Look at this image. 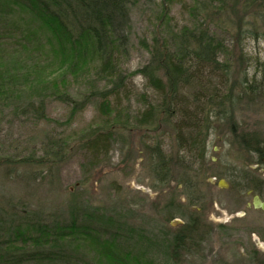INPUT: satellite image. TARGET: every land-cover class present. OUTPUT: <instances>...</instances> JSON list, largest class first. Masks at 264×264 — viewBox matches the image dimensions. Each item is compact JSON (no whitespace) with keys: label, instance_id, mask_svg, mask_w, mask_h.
Segmentation results:
<instances>
[{"label":"trees","instance_id":"trees-1","mask_svg":"<svg viewBox=\"0 0 264 264\" xmlns=\"http://www.w3.org/2000/svg\"><path fill=\"white\" fill-rule=\"evenodd\" d=\"M245 1L246 7L264 10V0ZM134 3L135 0H0V109L13 108L48 120L47 100H59L72 105L70 122L86 102L98 96L102 121L90 126L80 142L92 154L93 163L109 152L110 142L119 131L139 128L157 132L161 120L169 123L178 114L192 130L199 129L198 114L208 122L209 114L215 111L217 119L230 125L240 147L264 159V139L259 134L235 131L237 108L246 101L264 103V84L258 83L255 76L250 79L248 74L238 75L233 51L214 35V23L196 20L192 27L175 32L164 19V9L158 18L164 28L161 37L156 36L151 47L145 45L150 61L132 73L123 72L120 55L128 42L130 8ZM196 12L194 9V19ZM18 14L22 28L13 29L9 19ZM236 22L237 35L241 37L245 22ZM253 31L257 33V29L245 32ZM216 74L220 86L212 83ZM137 75L143 76L163 99L149 103L136 116L117 112L110 97L119 94L126 81ZM80 79L103 80L111 88L92 91L77 101L68 89L72 81ZM183 90L190 92L187 97H192V111L184 106ZM194 144L203 158L205 147L201 148L198 140ZM161 146L157 141L146 149L154 159L153 171L166 182L172 163ZM65 147L67 143L54 141L48 145L46 155L57 158ZM7 160L20 163L17 159ZM67 204L61 218L30 211L12 201L0 202V264H179L180 254L197 250L203 239L195 236L201 224L194 215L189 216L184 228L171 231L168 239H159L155 233L99 206L81 205L78 199ZM171 207V217H175L174 211L182 216V203L168 206ZM250 255V260L259 264L258 255Z\"/></svg>","mask_w":264,"mask_h":264},{"label":"rangeland","instance_id":"rangeland-1","mask_svg":"<svg viewBox=\"0 0 264 264\" xmlns=\"http://www.w3.org/2000/svg\"><path fill=\"white\" fill-rule=\"evenodd\" d=\"M245 2L135 0L130 8L128 42L120 55L123 72L132 73L150 61L151 54L145 45L151 47L154 38L161 37L164 28L158 18L165 9L164 19L175 32L183 27H192L196 20L217 25L212 28L216 32L214 35L226 41L228 49H232L238 75L245 73L250 79L255 76L258 83L264 84V10L246 7ZM194 9H197L196 19L193 18ZM261 11L262 15L259 14ZM19 15L9 19L11 28H22ZM238 19L245 22L241 37L237 35ZM249 29H257V33L245 32ZM223 59L220 56V61ZM212 83L220 86L217 74ZM110 88L111 85L103 80L84 82L80 79L79 82L72 81L68 92L79 101L92 91L103 92ZM220 89L224 91V87ZM182 93L184 106L192 111V97H187L190 92L183 90ZM162 99L163 96L149 87L141 75L128 79L121 92L110 97L117 112L131 116L144 112L149 103L156 104ZM100 104L98 96L92 98L70 122L67 121L72 105L59 100H47L45 116L48 120L36 119L32 113L16 112L13 108L0 109V202L12 201L33 212L64 218L68 201L78 199L81 205L99 206L113 215L118 214L131 224L155 233L159 239H168L175 228H184L186 224L183 225V221L190 219L189 213L202 206L205 221L201 231L207 235L197 250L180 254L179 264H255L250 260L251 253L255 252L258 258L263 257L254 244L255 240L259 241L257 234L240 232L238 236H231L232 239L225 234L220 236L218 232L213 234V228L230 224L239 229H244V226L258 229L256 222L261 216L250 212L248 217H255L251 223L250 219L240 218L231 223L232 213L244 209V202L251 199L248 197L241 201L237 192L219 187L221 179L224 181L221 186L229 183L219 174V168L226 164L238 166L245 160L258 161L260 158L239 146L225 120L217 119L215 111L209 114L208 122L204 115L198 114V125L202 128L192 130L178 114L169 123L161 120L157 132L139 128L119 131L110 142L109 152H104L93 163L92 154L82 148L80 142L90 126L102 121ZM236 124L235 131L257 133L264 139V103L246 101L239 105ZM197 140L201 148L205 147L203 158L194 146ZM54 141L67 143L57 158L46 155L48 145ZM157 141L172 163L166 182L153 171L154 159L146 149ZM7 158L17 159L20 163L13 164ZM178 159L183 160L178 162ZM216 174L219 175L216 177ZM213 190L218 200L216 208ZM196 194L208 199H204V204L201 201L196 203L193 201ZM173 203L186 205V220L178 211H174L175 217H171L174 207L168 206Z\"/></svg>","mask_w":264,"mask_h":264},{"label":"flooded vegetation","instance_id":"flooded-vegetation-1","mask_svg":"<svg viewBox=\"0 0 264 264\" xmlns=\"http://www.w3.org/2000/svg\"><path fill=\"white\" fill-rule=\"evenodd\" d=\"M241 165L238 166H230V165H223L219 169V174L225 177V180H228L229 183H227V186L223 185L221 186V180H219L218 184L219 187H223L224 189H232L234 192H237L238 198L243 201L244 199L250 197V201H245L244 202V209L237 210L235 213H232V221L235 218H240L243 220L251 219L254 220L255 217L249 218L250 212H257L259 213L260 219L256 223H258V229L257 228H252L249 226H244V229H239L235 228L233 224L228 225L227 227H221L219 229L213 228V234H218L220 236H223L222 234H225V237L231 238V236H235L240 233V232H245L247 234H257L259 241H254V244L258 247V250L261 251L263 254V257L257 258L259 264H264V208L263 207H255L256 203V197L260 200L262 204H264V159H259L258 161H252V160H245ZM216 174V177L219 175ZM224 182V181H223ZM214 185V182H213ZM208 197L204 196V199ZM215 194L213 190V205H215V208L218 205V200L216 198L215 200ZM204 199L199 195L196 194L194 195L193 201L196 203H200V201L204 204ZM215 203V204H214ZM184 209H183V214L182 218L184 220L185 217L187 216L186 213V205L182 204ZM201 206V205H200ZM190 215H194L196 220L201 224L204 223V209H202V206L197 208L195 211L189 213ZM220 214H218L219 216ZM188 216V218H189ZM183 221V220H182ZM187 221V220H186ZM186 224L185 221H183V225ZM201 226L200 229L197 231L195 234L196 238H204L206 237L207 233L201 231ZM208 227L207 225H205ZM204 227V226H203ZM210 229V227H208ZM186 236H190L189 234H186ZM232 239V238H231ZM257 242H261L260 244ZM257 250V251H258ZM185 252V251H184Z\"/></svg>","mask_w":264,"mask_h":264},{"label":"water","instance_id":"water-1","mask_svg":"<svg viewBox=\"0 0 264 264\" xmlns=\"http://www.w3.org/2000/svg\"><path fill=\"white\" fill-rule=\"evenodd\" d=\"M222 184H223V182H221ZM256 203H255V207H263L264 208V204H262L261 202H260V200L258 199V197H256Z\"/></svg>","mask_w":264,"mask_h":264}]
</instances>
